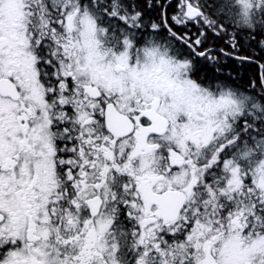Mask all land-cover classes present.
<instances>
[{"label": "snow or ice", "instance_id": "6c2138e0", "mask_svg": "<svg viewBox=\"0 0 264 264\" xmlns=\"http://www.w3.org/2000/svg\"><path fill=\"white\" fill-rule=\"evenodd\" d=\"M0 264H264V0H0Z\"/></svg>", "mask_w": 264, "mask_h": 264}]
</instances>
